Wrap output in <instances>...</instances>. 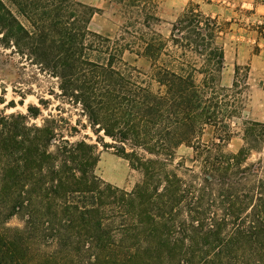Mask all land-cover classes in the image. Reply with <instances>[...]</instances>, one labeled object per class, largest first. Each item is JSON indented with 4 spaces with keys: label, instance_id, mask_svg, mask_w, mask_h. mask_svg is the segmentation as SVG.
<instances>
[{
    "label": "trees",
    "instance_id": "trees-1",
    "mask_svg": "<svg viewBox=\"0 0 264 264\" xmlns=\"http://www.w3.org/2000/svg\"><path fill=\"white\" fill-rule=\"evenodd\" d=\"M95 13L78 0H0V42L56 80L54 99L142 181L131 192L104 182L79 123L32 124L48 100L0 112V264H264V173L249 163L264 125L245 123L242 148L226 151L237 112L217 23L189 7L165 40L146 12L113 39L91 31ZM126 52L151 63L146 78ZM182 148L191 155L177 162Z\"/></svg>",
    "mask_w": 264,
    "mask_h": 264
},
{
    "label": "rangeland",
    "instance_id": "rangeland-1",
    "mask_svg": "<svg viewBox=\"0 0 264 264\" xmlns=\"http://www.w3.org/2000/svg\"><path fill=\"white\" fill-rule=\"evenodd\" d=\"M78 1L96 10L91 31L113 39L121 36L126 26H140L146 12L154 13L160 19L155 23L156 30L165 40H170L174 24L189 7L211 18L219 27L217 43L225 54L221 77L222 88L227 90L224 100L229 105V112H237L227 118L232 133L226 151L237 153L242 148L245 123L264 125V0H141L143 12L134 8V0ZM124 59L141 72L143 78L150 74L151 63L147 59L130 52L125 53ZM157 89L154 85V90ZM52 91L59 93L56 80L0 42V98L5 102L0 105V112L27 115L30 106L42 108L39 100H48L49 109L42 108L43 116L31 123L41 125L49 114H61L73 125L79 123L80 133L75 140L97 145L100 156L97 175L107 184L131 192L142 181L141 172L133 170L115 150L100 144L91 129H87L88 122L81 111L55 100ZM213 135L214 130L207 129L202 142H210ZM105 141L111 143L109 139ZM189 155L190 150L180 149L177 162ZM249 163L260 164L264 173V148L254 152ZM10 225L20 226L21 223L13 219Z\"/></svg>",
    "mask_w": 264,
    "mask_h": 264
}]
</instances>
